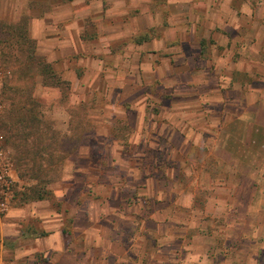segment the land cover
I'll return each mask as SVG.
<instances>
[{"label":"crops","instance_id":"crops-1","mask_svg":"<svg viewBox=\"0 0 264 264\" xmlns=\"http://www.w3.org/2000/svg\"><path fill=\"white\" fill-rule=\"evenodd\" d=\"M230 2L223 0L219 10L226 13L213 14L204 31L198 28L199 19L191 20V41L180 40V59L160 77L170 79L174 89L179 83L186 85L176 94L182 103L162 108L168 118L159 122V128L167 132L154 141L168 147L162 155L171 167L160 171L166 181L153 184V190L144 188L137 205H126L124 200L112 205L109 200L104 210L83 209L75 214L70 233H65L60 220L57 235L34 241V250L46 260L35 263L29 258L28 264H264L258 186L241 163L255 158L256 147L264 145V34L256 22L257 7L237 10L227 6ZM75 3L0 0V28L16 32L23 24L32 62L49 67L59 79L58 88L74 65L87 71V62L98 64L93 59L74 61L85 47ZM183 15H177L179 24ZM206 42L212 51L208 57L201 47ZM183 44H188L189 55ZM37 52L42 55L35 60ZM214 62L217 72L212 71ZM219 129L224 137L213 134ZM227 129H235L233 138ZM232 145L240 152L241 146L249 151L234 152ZM210 166L217 168L214 176ZM247 191L246 201L238 193ZM204 192L210 195L203 198ZM83 216L85 223L77 224Z\"/></svg>","mask_w":264,"mask_h":264},{"label":"rangeland","instance_id":"rangeland-1","mask_svg":"<svg viewBox=\"0 0 264 264\" xmlns=\"http://www.w3.org/2000/svg\"><path fill=\"white\" fill-rule=\"evenodd\" d=\"M227 6L237 10L257 7L256 22L264 34V0L257 4L231 0ZM222 7L223 0H76L74 12L81 17L78 26L85 47L74 61L93 59L98 64L87 62V71L74 65L59 88L42 85L43 79L58 78L43 76L31 58L18 69L14 61L2 64L0 57L2 67L10 71L1 88L4 108L13 96L10 88L25 95L30 92L40 121L33 131L27 123L25 127L20 123L19 136L11 141L0 128V166L12 181L8 187L0 186V264H28L29 258L42 262L46 258L34 250V241L57 235L60 220L65 233H70L75 214L83 209L104 210L109 200L112 205H121L122 200L137 205L144 188L153 190V184L166 181L160 171L171 167L162 155L168 147L154 141L167 132L159 128V122L168 118L162 108L182 103L176 94L186 85L182 82L174 89L170 79L160 77L179 58L180 40L191 41V20L199 19L198 28L204 31L213 14L226 13L219 10ZM178 13L186 19L181 21L182 29L178 28ZM202 46L203 54L210 56L211 45ZM182 48L190 54L188 44ZM36 55L33 59L38 60L42 52ZM218 69L214 62L212 71ZM4 116L0 113V126ZM234 131L227 129L231 138ZM223 132L219 129L213 134L224 137ZM11 143L19 145L16 148ZM230 147L243 155L249 151L244 146L241 152ZM254 152L255 158L241 163L258 186V217L264 227V145ZM209 170L214 176L217 168L210 166ZM249 194L238 193L246 201ZM209 195L204 192L203 198ZM80 223H85L84 216Z\"/></svg>","mask_w":264,"mask_h":264},{"label":"trees","instance_id":"trees-1","mask_svg":"<svg viewBox=\"0 0 264 264\" xmlns=\"http://www.w3.org/2000/svg\"><path fill=\"white\" fill-rule=\"evenodd\" d=\"M17 29L18 30L15 32L11 31L10 27L0 28V42L3 45V47L0 46V57L2 64L5 63V61H14V63H17L16 68L22 69L28 62L27 60L31 58L32 52H30L31 45L28 43L23 24L20 23V25L17 26ZM21 55H24L23 60H21ZM38 68L41 74L47 76V78L55 76L49 67L40 65ZM42 84L58 87L60 82L59 79H43ZM9 91L12 92L13 96L9 99L6 98L8 101L5 105L8 106V109L4 108L2 111V114L5 113V116L2 118L0 128L7 134L9 141H11L13 138L15 140L16 137L19 136L22 125L25 127L24 124L27 123L30 131H33L40 121L36 117L37 111L35 109L34 99L23 94L15 87L10 88ZM22 122L24 123L21 126H18ZM11 144L16 148L19 145L18 143Z\"/></svg>","mask_w":264,"mask_h":264},{"label":"built area","instance_id":"built-area-1","mask_svg":"<svg viewBox=\"0 0 264 264\" xmlns=\"http://www.w3.org/2000/svg\"><path fill=\"white\" fill-rule=\"evenodd\" d=\"M9 75H10V71L5 70L0 63V113H2L5 107L4 104L1 102V88L3 81L5 80L4 78ZM2 140H3V136L0 135V143L2 142ZM2 157H3V152L0 150V160L2 159ZM7 178H9V180ZM10 178L11 176L7 173V170L5 171V169L1 168L0 166V186L8 187L9 184L12 182Z\"/></svg>","mask_w":264,"mask_h":264}]
</instances>
